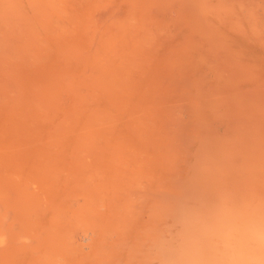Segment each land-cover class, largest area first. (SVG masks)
Here are the masks:
<instances>
[{
  "label": "bare ground",
  "instance_id": "bare-ground-1",
  "mask_svg": "<svg viewBox=\"0 0 264 264\" xmlns=\"http://www.w3.org/2000/svg\"><path fill=\"white\" fill-rule=\"evenodd\" d=\"M117 1L0 0V264H264V0Z\"/></svg>",
  "mask_w": 264,
  "mask_h": 264
},
{
  "label": "rangeland",
  "instance_id": "rangeland-1",
  "mask_svg": "<svg viewBox=\"0 0 264 264\" xmlns=\"http://www.w3.org/2000/svg\"><path fill=\"white\" fill-rule=\"evenodd\" d=\"M114 1H117V0H114ZM117 2H119V0H118ZM163 2H164V1H163ZM162 4H164L163 7H165V2L162 3ZM162 4L160 5L161 7H162ZM163 7H162V8H163ZM154 8H155V7H154ZM156 8H157L158 11L160 10V9H159V5H158V7H156ZM166 8H167V7H166ZM172 8L175 9L174 13L172 12V14H173L174 16H175V13H176L177 11H178L177 14H178V13H181V12H182V13H185L186 23L188 24V22H189V24L187 25L184 21H182V20H184V19H182V20H181L182 22H179V25H181L182 23H184V24H182V26H183V25H186V26H185V27H186L185 30H187L188 27L191 28L192 25H191V23H190V21H189V18H188V15H189V13H190V12H188L189 10H187L185 7H180L179 5H175V4L173 5ZM184 8H185V10H184ZM152 10H153V9H152ZM155 10H156V9H155ZM153 11H154V10H153ZM158 11H157V12H158ZM167 11H168V9H167ZM167 11H166V12H167ZM179 11H180V12H179ZM97 12H98V11H97ZM99 12H100V11H99ZM99 12H98V15H100ZM172 14H171V15H172ZM177 14H176V15H177ZM95 15L97 16L96 12H95ZM172 18H173V16H172ZM175 18H176V16L173 18L174 21H175ZM171 20H172V19H171ZM171 20H170V22H171ZM176 20H177V22L175 21L174 23H175V24H176V23L178 24V18H177ZM179 20H180V19H179ZM187 21H188V22H187ZM174 23L171 22V25L174 26ZM180 23H181V24H180ZM182 26H181V27L178 26V28H180V29L185 28L184 26H183V28H182ZM187 26H188V27H187ZM175 28H177V25H176ZM189 28H188V29H189Z\"/></svg>",
  "mask_w": 264,
  "mask_h": 264
}]
</instances>
